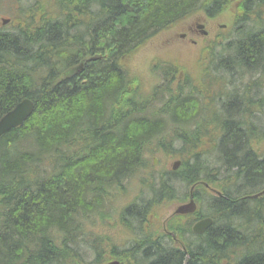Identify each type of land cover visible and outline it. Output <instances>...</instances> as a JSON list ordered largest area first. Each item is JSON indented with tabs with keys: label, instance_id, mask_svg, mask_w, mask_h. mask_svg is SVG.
I'll list each match as a JSON object with an SVG mask.
<instances>
[{
	"label": "trees",
	"instance_id": "trees-1",
	"mask_svg": "<svg viewBox=\"0 0 264 264\" xmlns=\"http://www.w3.org/2000/svg\"><path fill=\"white\" fill-rule=\"evenodd\" d=\"M11 1L19 7L13 22L24 24L0 31V105L12 107L26 97L34 109L0 138V264H89L79 254L82 247L84 254L88 251L81 243L86 236L82 218L91 213L104 218L111 194L121 192L122 183L146 166L142 150L150 140L167 154L180 141V166L142 181L151 196L121 215L136 232L135 240L121 248L109 246L107 254L120 264H264V192L249 196L264 190V151L255 147L261 139L258 127L245 126L239 113L233 114L240 120L237 127L220 125L213 110L210 119L193 121L199 117L196 108H208L215 96L213 85L219 81L210 79L209 70L196 81L186 75L189 79L176 87L175 78L183 73L178 63L157 64L160 82L144 92L125 64L175 22L197 11L214 17L234 3L241 14L217 56L226 55L230 68H242L243 74L259 72L255 84L263 85L264 18L256 8L264 1L56 0L66 11L59 8L50 16L42 12L49 0H41L37 22L27 17L35 10L20 4L27 0ZM79 63L78 72L65 74ZM260 105L251 104L259 115L264 113ZM201 132L210 133V152L218 151L215 164H204ZM214 173L222 178L225 198L204 186L217 185ZM236 180L240 188L231 191ZM182 185V198L190 185L199 202V194H206L214 219L201 235L181 221L178 227L168 224L184 248L172 238L160 240L143 231L151 206L176 197ZM104 244L97 234L89 241L96 254L91 263L100 262Z\"/></svg>",
	"mask_w": 264,
	"mask_h": 264
},
{
	"label": "rangeland",
	"instance_id": "rangeland-1",
	"mask_svg": "<svg viewBox=\"0 0 264 264\" xmlns=\"http://www.w3.org/2000/svg\"><path fill=\"white\" fill-rule=\"evenodd\" d=\"M40 1L41 0H27L23 3L20 2V4H22L23 6H29V11H31L32 9L35 10V13L27 15V17L31 16L33 21L38 16H42ZM257 3H255L253 7H256ZM43 4L44 5L42 12L45 15L52 16V14L48 12V3L45 2ZM259 6L261 7L257 6L256 9H258L259 16L261 17L260 19L262 20V17L264 18V3L260 4ZM18 8L19 7H17L16 3H13L11 0H0V21L2 16L9 17L10 19H12V21H14L17 16ZM238 11L239 10L237 9V4H229L220 15L212 18V21L207 23V30L210 32L208 36L201 34L188 35V38L197 40L196 43H193L188 39L182 40L179 37L181 32H184V30H188L186 27L188 24H192L193 18L195 16L188 17L186 21L180 22L179 24H176L165 31L159 32L158 34H155L152 38L147 40L128 58V60L126 61V65L128 67V70L133 75L136 74L140 78L142 89L144 90V92L151 90V88L154 85H157L161 79L159 75L153 70V68H151V64L153 65L154 63L162 61H170L168 59L174 60L178 63V66L181 68V70H183V73L181 74L187 75L189 78H191L192 81H196L194 79H199L200 77H202L206 70H209L208 75L210 76V79L213 82L215 81V79H217L216 81H219L218 84L214 83L213 85L215 96H212L211 100L209 101L210 105L208 108L204 105L201 108H196L195 113L196 115L198 114L199 117H197L193 121L197 122V120L201 119H210L207 118V116L213 110V114L215 113L217 117L221 118L217 123L226 126L235 123L237 127V121L239 120V118L233 117V114L239 113L238 116L242 117V119L240 120L246 124L245 126L248 127L250 122H253L255 127L259 128L256 129L260 131V137L262 138V143L259 148L260 150L264 151V113L259 115L258 113H261V111L253 112L254 108L251 106V104L253 103H260V106L264 107V75H261L262 77L260 79L263 82V85H257L255 83L257 82V77H259L258 75H260L259 72H255L254 74H243L242 68H230L231 64L229 62H226V55H222L220 57L217 56L222 48L220 44L222 42H225L231 34H234V19L237 15L241 14V12L239 13ZM11 23L9 24L10 26H8V28L11 27V25L21 26L24 24L22 23V20ZM222 24H224L225 27H221ZM204 64H206V67L204 66ZM200 70H204V72L200 74ZM193 87V90L197 91L196 86ZM244 92H248L249 94L246 95V93ZM244 94L246 97L244 96ZM244 98H246V101H244ZM200 100L203 104L208 103V100ZM225 112L227 115H225ZM245 112H248L246 113L247 116L244 115ZM249 114L252 115V119L250 118ZM188 117H190V114L188 115ZM249 119L251 121H249ZM193 124L195 125V123H192V125ZM195 131L198 132V130H193L192 133H195ZM179 134L182 133L179 132ZM202 134L203 132H201L199 142L200 144H202L204 152L203 158L205 160H208L207 162H204V164H215L218 157V151L214 149L212 150V152H210V145H207V142L202 141ZM217 141L218 139L216 136V139L213 140L212 143H217ZM151 143L152 141L150 140L148 145ZM173 148L174 149L172 150V154L176 155L167 154L165 148L161 146H153L150 148V150L153 151V154L148 155L149 160H152L153 157H157V160L154 164L155 170L164 171L166 169H170L173 160L182 157V154H184V150L181 149L180 141L174 142ZM137 182V178H134L128 183L124 184L125 186L122 192L111 194L110 206L105 210L107 214L113 212L112 215L109 216L110 218H105L104 215H102L104 217L102 218L98 214L94 213H91L89 216L82 218L86 238L83 235L81 243L85 245L88 251L87 255L84 254V248L82 247L81 251H79V254L80 256L83 255L85 261L91 263L95 260L96 254L89 249V241H91V239H94L95 234H98L100 237L104 238L106 243V246L104 247L105 249H103L102 251H98V255L101 254L99 255L100 262H104L110 259L109 253L107 254L109 246L115 245L120 246L121 248L128 246L133 240H135V231L131 227L129 221L124 217L128 222H123L128 223L129 227H125L120 224L118 222L119 214L115 211H118L123 207L121 211L124 212V209L126 208L127 204L130 203V201H135L138 199L140 190L138 188ZM240 183L241 181L236 180L234 185H231L230 190L233 191L234 189L236 190L240 188ZM181 191H183V188L180 187V192ZM199 195L202 198L198 203V209L201 213L206 214L210 211V208H208L206 194L202 192ZM178 199H180V197H178L177 199L165 200L163 201V203L153 209L154 215H156L157 217V225H160V222L170 214L175 205L179 202ZM248 204H252V201H248ZM86 239L88 240L87 243H85ZM76 245H78V243H76ZM102 255L103 257L101 258Z\"/></svg>",
	"mask_w": 264,
	"mask_h": 264
},
{
	"label": "water",
	"instance_id": "water-1",
	"mask_svg": "<svg viewBox=\"0 0 264 264\" xmlns=\"http://www.w3.org/2000/svg\"><path fill=\"white\" fill-rule=\"evenodd\" d=\"M7 22V19H3V23ZM81 63H79L74 68L68 69V73L78 72L81 67ZM33 102L24 98L19 101L10 111L5 113L0 118V136L3 135L8 130L17 127L23 123V121L31 115L33 111ZM179 160L175 161L172 164V168L176 169L179 165ZM256 196V195H255ZM196 209V203L194 202L193 196L190 195L189 201L183 204L178 205L174 213L185 214L191 213ZM212 224V219L210 217L202 218L195 222L192 226L193 233H202L206 228H208ZM104 264H119L118 260H111Z\"/></svg>",
	"mask_w": 264,
	"mask_h": 264
},
{
	"label": "flooded vegetation",
	"instance_id": "flooded-vegetation-1",
	"mask_svg": "<svg viewBox=\"0 0 264 264\" xmlns=\"http://www.w3.org/2000/svg\"><path fill=\"white\" fill-rule=\"evenodd\" d=\"M53 1H55V0H53ZM59 8H60V10H62L63 11V13H65V11H66V6L65 5H63L62 7H60L59 6ZM195 14V13H194ZM210 17H208L207 16V13H205V12H200L199 13V15H196L195 16V20L192 22V24H188L187 25V29L188 30H184V32H181L180 33V35H179V37L182 39V40H186V39H188V40H190L191 42H193V43H196L197 42V40H195V39H193V38H188V35H190V34H203V33H205V35H208L209 34V31L206 29V28H208L207 27V23L208 22H210V20H208ZM8 24V23H7ZM7 24H4V25H0V31H8L10 28H7ZM12 27H14V26H11V28ZM187 36V37H186ZM186 37V38H185ZM126 67H127V65H126ZM158 67V65H157V63H154L153 65H152V68H153V70L156 72V68ZM127 69H128V67H127ZM182 82H183V80H181ZM180 82V80H177V83H179ZM18 102V101H17ZM17 102H15L14 103V105L17 103ZM10 105H11V103L10 102H5L4 104H2V105H0V112H3V113H5L6 111H8L10 108H12V107H10ZM13 105V106H14ZM4 135V134H3ZM149 145H153V142L151 143V144H149ZM154 162H155V160H154ZM234 170H236V167H234L233 168ZM213 178H215V181H214V183H218V186H220V187H218V188H215L214 186H212V185H210L211 187H205L206 188V190L208 191V192H210V193H213V194H215V196H217V197H223V198H225L226 196H224L223 195V193L222 192H224V189H225V186H224V184L221 186L220 185V183H222L221 181H222V178H221V176L219 175V174H217V175H215ZM230 184L231 185H233L232 184V182H230ZM191 188V187H190ZM189 192H190V189H189ZM198 196V195H197ZM197 196H196V194L194 195V197H195V199H198L197 198ZM199 200V199H198ZM203 216H210V214H207V215H200L199 213H198V210H196L195 212H193V213H191V214H183V216L181 217V219H183V221L186 223L185 225H192L194 222H196L197 220H199L200 218H202ZM180 219V217H178V218H175L174 219V221H173V225H175L176 227H178V225L179 224H177V222H178V220ZM192 222V223H191ZM189 226V227H190ZM164 232L162 233V235H161V238H163V239H170L171 240V235H172V233H171V231H169L168 229H164L163 230ZM203 234V233H202ZM164 235V236H163ZM178 237V236H177ZM174 242V241H173Z\"/></svg>",
	"mask_w": 264,
	"mask_h": 264
}]
</instances>
